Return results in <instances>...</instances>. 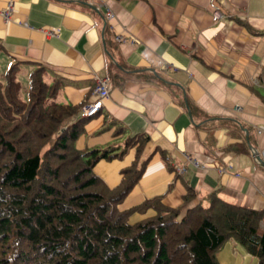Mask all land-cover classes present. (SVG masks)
I'll return each instance as SVG.
<instances>
[{"label":"crops","instance_id":"1","mask_svg":"<svg viewBox=\"0 0 264 264\" xmlns=\"http://www.w3.org/2000/svg\"><path fill=\"white\" fill-rule=\"evenodd\" d=\"M52 27L59 36L45 34ZM120 35L128 41L118 42ZM16 62L23 79L35 64L46 66L50 79H63L57 101L83 108L98 99L97 79L110 81L77 148L120 152L128 139L148 138L142 156L149 161L119 209L161 196L186 213L215 192L264 208V168L254 157L264 160V0H0V74ZM136 150L100 160L95 173L116 187ZM154 215L136 212L129 222ZM217 258L259 263L235 239Z\"/></svg>","mask_w":264,"mask_h":264},{"label":"trees","instance_id":"2","mask_svg":"<svg viewBox=\"0 0 264 264\" xmlns=\"http://www.w3.org/2000/svg\"><path fill=\"white\" fill-rule=\"evenodd\" d=\"M49 75L35 64L23 79L20 62L0 74V264H220L217 254L231 239L264 264V208L215 192L186 213L161 196L119 209L149 161L142 156L148 138H130L120 152L78 149L91 117L82 116V104L58 102L63 79ZM134 146L120 184L109 187L95 165ZM149 209L154 216L129 222Z\"/></svg>","mask_w":264,"mask_h":264},{"label":"built area","instance_id":"3","mask_svg":"<svg viewBox=\"0 0 264 264\" xmlns=\"http://www.w3.org/2000/svg\"><path fill=\"white\" fill-rule=\"evenodd\" d=\"M15 2L14 1H10L7 5V8L2 12V16L5 18V20H9L11 18V14L14 11V7H15ZM104 15L107 21H110L113 17L114 14L111 11V9L109 7H106L104 9ZM61 32V28L60 27H52V28H48L45 31V34L47 36H59ZM118 42H123V41H128V38L126 36H117L116 37ZM132 42H136L135 39H130ZM111 88V83L107 78H99L97 79V85L95 88V93L98 97L97 101L85 106L82 109V116L84 117H92L95 114H97L99 112V110L101 109V100L108 98L110 96V89ZM261 131V130H260ZM259 131V132H260ZM190 158H188L189 160ZM192 160V159H191ZM196 166H198L199 168H204L205 165L199 163L196 160H192ZM184 169V167L179 168L178 170L182 171Z\"/></svg>","mask_w":264,"mask_h":264},{"label":"water","instance_id":"4","mask_svg":"<svg viewBox=\"0 0 264 264\" xmlns=\"http://www.w3.org/2000/svg\"><path fill=\"white\" fill-rule=\"evenodd\" d=\"M254 157H255V160L257 161V163L264 168V160L260 157V155H258L256 153V155H254Z\"/></svg>","mask_w":264,"mask_h":264}]
</instances>
